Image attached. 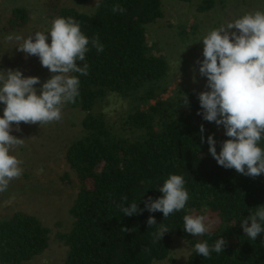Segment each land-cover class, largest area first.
Segmentation results:
<instances>
[{
  "label": "trees",
  "instance_id": "16d2710c",
  "mask_svg": "<svg viewBox=\"0 0 264 264\" xmlns=\"http://www.w3.org/2000/svg\"><path fill=\"white\" fill-rule=\"evenodd\" d=\"M90 0H73L74 7L54 8L52 18L72 17L89 38L98 36L104 51L90 47L86 54L89 72L78 73L79 93L71 109L85 113L81 134L65 152V162L74 172L77 193L69 209L72 225L57 238L67 248L63 264H152L165 260L172 237L191 247L185 264H264V233L255 241L243 232L241 221L264 205V174L252 178L235 169L219 166L208 151L207 137L214 134L217 153L228 139L213 122L201 115L197 95L177 88L168 92V64L153 54L146 41V26L163 17L162 0H94L90 12L79 11ZM193 4L198 13L214 9V0H179ZM120 4L126 12L113 13ZM27 22L24 9H14L10 27ZM188 105L184 106V96ZM121 100L126 110L119 122H111L101 110L109 100ZM204 126L201 143L200 126ZM264 147V142L261 144ZM170 174L182 175L189 200L185 208L164 218L162 212L145 209L148 197L159 198V187ZM133 201L141 213L124 216L121 197ZM208 210L215 214L217 228L199 240L183 230V216ZM154 216L157 225L149 226ZM128 228V232L122 228ZM166 232L160 242L154 233ZM226 240L224 251L205 259L194 251L197 242L211 245ZM50 230L35 216L14 212L0 218V264H24L49 246Z\"/></svg>",
  "mask_w": 264,
  "mask_h": 264
},
{
  "label": "clouds",
  "instance_id": "9594fccd",
  "mask_svg": "<svg viewBox=\"0 0 264 264\" xmlns=\"http://www.w3.org/2000/svg\"><path fill=\"white\" fill-rule=\"evenodd\" d=\"M111 11L123 14L126 9L114 4ZM6 39L22 40L16 48L26 56L39 57L41 65L52 75L42 87L36 88L41 83L37 76L25 77L20 70L0 71V103L4 105L0 116V193L7 191L10 183L23 174V161L11 153L23 146L24 139L11 134L13 125L20 132L21 122L42 126L60 121L64 105L75 103L80 95V80L71 74L88 75L89 65L85 61L89 46L98 53L104 51L99 37L86 36L80 23L72 17L54 18L46 32L37 31L27 38L9 35ZM200 42L203 59L196 63L199 75L207 79L205 90L197 95L200 105L197 115L222 126L228 137L217 153L214 134L209 135L206 141L209 154L225 169L258 177L264 174V147L261 146L264 142V11H249L221 24L209 30ZM188 103L185 95L184 106ZM204 131L201 124V143ZM185 183L182 175L170 174L158 189L162 195L157 199L148 197L145 209L150 213L162 212L164 218L183 210L189 200ZM127 199L121 197L117 205L124 216L131 217L144 210L135 201L124 206ZM213 223L206 215L183 216V230L193 237L209 233ZM147 224L157 225L155 217L149 216ZM241 227L253 241L264 233V205L246 216ZM122 231L129 229L124 227ZM166 232L168 229L161 227L153 234L154 242H160ZM225 245L223 237L211 245L205 240L197 242L194 251L207 259L213 252H223Z\"/></svg>",
  "mask_w": 264,
  "mask_h": 264
},
{
  "label": "rangeland",
  "instance_id": "374dc122",
  "mask_svg": "<svg viewBox=\"0 0 264 264\" xmlns=\"http://www.w3.org/2000/svg\"><path fill=\"white\" fill-rule=\"evenodd\" d=\"M214 9L207 13L196 12L192 4L179 0H162L163 17L156 23L146 26V41L153 54L162 56L168 64L167 99L175 89H187L195 95L205 90L206 77L199 75L197 60H202L201 38L213 28L239 18L254 10L264 11V0H214ZM95 1L90 0L79 11L90 12ZM74 7L73 0H0V71L20 70L25 77L37 76L41 83L51 78L52 73L41 65L39 57L26 56L16 47L21 41L6 37L27 38L37 31L46 32L51 27L54 8ZM24 9L27 22L19 27H10L14 9ZM50 42V40H49ZM195 77V82L193 81ZM126 103L109 98L101 110L111 122H119L126 110ZM4 105L0 103V116ZM85 113L78 109L63 107V117L58 122L25 124L21 131L12 135L24 139L11 153L23 161V174L13 180L7 191L0 193V218L14 212H25L37 217L50 230L48 248L39 256L24 264H63L67 248L57 235L67 233L72 225L69 209L77 193V180L74 172L65 162V152L69 144L80 136L81 121ZM222 132L224 128L219 126ZM190 215H206L214 221L210 231L217 228L219 221L208 210L191 212ZM201 236L195 237L199 240ZM191 247L188 241L172 237L168 257L152 264H185Z\"/></svg>",
  "mask_w": 264,
  "mask_h": 264
}]
</instances>
